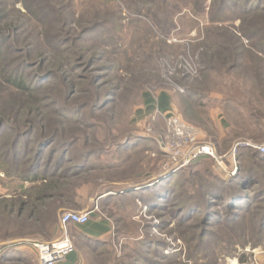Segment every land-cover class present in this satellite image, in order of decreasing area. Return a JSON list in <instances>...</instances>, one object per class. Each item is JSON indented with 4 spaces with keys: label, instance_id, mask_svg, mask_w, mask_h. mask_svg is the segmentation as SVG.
Returning <instances> with one entry per match:
<instances>
[{
    "label": "rangeland",
    "instance_id": "rangeland-1",
    "mask_svg": "<svg viewBox=\"0 0 264 264\" xmlns=\"http://www.w3.org/2000/svg\"><path fill=\"white\" fill-rule=\"evenodd\" d=\"M6 1L10 3L8 19L16 15L12 7L26 11L22 0L17 3L16 0ZM67 2L69 0H64V3ZM72 2L76 20L58 32L57 46L63 55L61 57H68L62 61L64 64L67 62L68 75L81 78L82 85L75 88L67 102L66 94L60 89L61 81L44 91L26 94L5 88L0 91L3 95L0 98V113L12 110L16 117L21 118L23 107L29 101H34L39 107L37 116L27 117H33L36 122V119L40 120L46 133L56 132L64 138L74 133L71 136L79 137L81 142L88 139L94 147L100 149L101 152L93 156L95 162L92 165L96 166V170L80 178L82 185L79 193L96 199L104 191L112 190L109 194H115V198L107 203L104 200L106 196H103L99 201V212L111 218L113 230L105 237L107 243L99 248L89 242H74L79 251L80 264H128L127 261L131 259H135L137 264H160L162 258L158 255L159 250H164L169 255L166 261L168 264H264V243L255 245L258 233L253 221L242 223L235 231L218 230L220 238L217 236L218 239L212 240L211 237L199 250L196 248L198 241L194 239L199 230L177 227L179 224L174 221L169 227H165V220L173 211L168 210L172 202L191 194L198 200L204 198L205 190L200 186L203 177L213 173L227 178L235 175L232 174L234 167L231 158L226 157L224 161L207 158L183 171L181 178H172L173 173L165 176L162 165L168 159V154L161 148L166 132L165 119L158 109L146 113L142 108L147 94L154 99L161 94L169 95L172 103L170 112L196 130L199 142L213 144L219 157L230 152L239 141L264 143V116L259 124L243 111V107L241 112L244 117L239 110H231L226 104L228 101H235L236 104L252 102L259 105L257 84L249 75V64L251 62L253 66L259 63L263 66V62L256 57V60L246 58L247 62H238L239 66L231 71H212L206 77L202 73L204 65L201 62L204 49L211 54L218 53L222 47L220 44L225 43L226 46L233 39L263 60L264 20L253 25V18L255 15H264V9L256 14L242 12L248 0H231L226 9L222 0H159L146 14L132 13L128 9L127 0ZM262 2L264 5V0ZM222 9L224 14L221 16L219 13ZM95 23H99L98 28L105 34V40L101 43L80 41L77 38L80 28L96 25ZM19 26V34L6 44L4 63L18 62L23 56H27L29 61L37 63L33 70L37 73L55 69L50 63L57 56L53 54L54 50L38 56V51L45 44V37H36L32 21L22 20ZM240 28H244L247 33L260 32L249 39L245 36V31L240 32ZM53 31H49L50 34L53 35ZM213 33H221L229 38L233 34L235 38L233 36L227 42L212 44L208 35ZM107 44L110 46L106 47ZM20 49L25 51L21 52ZM94 57H98V61L89 70L86 62ZM112 57L114 60L108 59ZM216 65L219 66V63ZM90 77L95 80L90 82ZM88 85L91 89L89 96L96 90L114 87L119 89L110 96L112 102L104 104V110L93 111L87 108L72 119L60 114L62 106H75L85 101L83 98L86 96L79 98L84 95L82 89ZM193 86L202 97H196L198 104L190 106L188 87ZM260 108L264 112V106L260 105ZM128 135H143L154 143L141 144V147L147 145L151 148L145 149L143 153L133 154L121 169L103 170L108 164L120 163L122 157H119V152L113 146L118 141H124ZM136 148L131 142V150ZM2 161L0 155V164ZM171 179L180 181L174 185L173 182L170 183ZM19 185L20 180H10L0 166V195L12 192ZM156 192L165 199L155 200L153 197L157 195ZM172 193L175 194L173 197ZM152 201H158L157 207L149 205ZM68 210L70 208L66 207L64 212ZM21 227V223L0 222V237L2 233L7 239L8 231L10 236H14ZM147 236L153 241L166 242L168 247L164 244L154 246L148 241L142 243ZM27 239L50 241L55 237ZM21 240L16 236L0 244ZM25 249L29 251V263L38 264L36 253L30 248Z\"/></svg>",
    "mask_w": 264,
    "mask_h": 264
},
{
    "label": "trees",
    "instance_id": "trees-1",
    "mask_svg": "<svg viewBox=\"0 0 264 264\" xmlns=\"http://www.w3.org/2000/svg\"><path fill=\"white\" fill-rule=\"evenodd\" d=\"M22 1L26 11L22 12L20 9L12 7L16 15L12 19H8L7 10L10 3L6 0H0V91L10 88L21 94L41 92L61 81L60 89L66 94L65 102H67L73 92H75V88L82 85L80 83L81 78L68 75L67 62L66 64L62 63L68 57L64 55L63 59L61 57L63 55L59 51L60 47L57 46L58 32L76 20L73 0H69L67 3H64V0ZM127 1L129 2V5H127L128 9L132 13L148 14L152 5L159 0ZM222 1L225 3L224 9H226L231 0ZM17 2L19 0H16ZM262 4V0H248L242 8V12L246 14L255 12L254 14H256V12L264 9ZM204 8L205 6L202 7V9ZM224 9L219 13L221 16L224 14ZM253 19V25H257V21L264 20V15H255ZM22 20L32 21V29L36 37H45V44L38 51V56L46 54L48 50L50 52H52L51 50L55 51L53 54L57 56L50 60L55 69L37 73L33 71L37 63L29 61L26 58L27 56H23L18 62L4 63V55L7 53L6 44L13 36L19 34L21 29L19 23ZM95 24L80 28V34L77 38L84 43H101V41L105 40V34L103 35L102 30L98 28L99 25L97 24L99 23ZM49 31H53L54 34H50ZM244 31L245 36L249 39L254 38L260 32L247 33L244 28H240V32ZM210 35L208 36L212 44L221 41L227 42L233 36L235 38L233 34L230 38L221 33ZM103 43L104 45L106 44V42ZM220 45L222 46L220 47L221 51L215 53L216 55L209 53L207 49H204L202 53L203 59L201 62L204 65L202 73L205 77L206 74L209 76L212 71L217 73L222 70L231 71L239 66L238 62L239 64L244 61L247 62L248 59L246 60V58L254 60L258 58L263 62V66H260L259 63L257 65L253 64V66L251 62L249 64V75L257 84L259 105H254L252 102H248V104L237 103L238 105L235 101L226 103L227 108L234 111L239 110L241 112V107H243V111L245 110L246 114H249L254 122L260 124L264 116V112L260 108V105L264 106V59L257 57L259 55L255 52L253 53L252 50L245 49L243 44H237L234 39L226 46L225 43ZM107 46L110 45L107 44ZM20 50L21 52L25 51L24 49ZM108 59L114 60V57ZM96 61H98V57L92 58L86 62V67L88 69L91 68ZM216 63H219V66ZM92 79L95 80L91 78L90 82ZM89 88L90 86L88 85L82 89V94L84 95H80L79 99L86 96L83 98L85 99L84 102L75 106L64 104L65 106L60 108L59 113L68 117V119H72L76 118L87 108L93 111L104 110L106 108L103 107L104 104L112 102V97L110 96L116 94L119 89V87H114V89H104L103 91L96 90L89 96V91H91ZM188 92V102L190 106H195L198 104V99L195 98L202 97V95L198 93L199 91L194 86L188 87ZM2 96L0 94V98ZM23 108L24 113L21 118L16 117L12 110H4L0 113V155L3 159L0 166L5 172V176L9 177L10 180H20V185L12 192L8 191L0 195V222L22 224L19 233L14 235L15 237L10 236V231H8L7 239H5L6 237H3L1 233L0 242L12 239V237L16 238V236L22 238V240L2 247L0 264H11V262L30 264L28 259L29 251L21 249L22 245L29 243L27 238H54L59 226L60 216L65 208L69 207L70 210H77L83 206L87 201V197L79 193L82 185L80 178L85 176V174L90 175L96 170V166L92 165L95 162L93 156L101 152L99 148L94 147L90 143V140L86 139L81 142L79 137L71 136L74 133L66 138L60 137L56 132L46 133L40 124V120L36 119L37 122L34 121V116H37L36 114L39 111V107L34 101H29ZM240 115H243V112ZM27 116H33L34 118ZM131 142L137 147L136 149L131 150ZM143 143L152 144L154 141L143 135H128L124 141L114 143V149H117L120 154L119 157H122L120 163L108 164L103 170L121 169L131 160L133 154L136 152L143 153L145 149L151 148V146L148 147L147 145L144 147L142 145L141 147ZM30 146L33 147L31 148ZM237 160L238 171L235 175H229L225 178L219 174L209 173L206 177H203L200 186L205 190L204 198L198 200L195 195L191 194L172 202L170 204L172 207L169 206L168 210L173 211L168 215V219L165 220L167 222L165 227H169L171 222L174 221L179 224L177 227L185 226L192 230H199L198 234L194 236V239L198 241L196 248L199 250L205 241L211 237L212 240L217 238V236L220 238L218 230L230 229L235 231L242 223L253 221L258 233L255 245L264 243V153L258 149L245 147L238 151ZM192 166L193 164L174 172L172 178H175V176L181 178L184 175L183 171L190 169ZM179 181L180 179H171L170 183L173 182L175 185ZM28 183L30 184L29 186L26 185ZM111 191L106 190L101 194V196H106L104 200L107 203H111L112 201L110 200L115 198V194H109ZM156 193L157 195L153 197L155 200L162 201L165 199L158 192ZM174 195L172 193L171 196L173 197ZM149 205L156 206L158 201H152ZM100 214L105 216L101 211ZM37 225L39 226L37 227ZM147 241L154 246H163L164 244V246L168 247L166 242L153 241L148 236L141 242L146 243ZM80 242H89L99 248L101 245H105L107 240L80 234ZM159 251L158 255L162 258L160 264H168L166 261L169 255H166L164 250ZM127 263L137 264V261L131 259ZM38 264H40L39 261Z\"/></svg>",
    "mask_w": 264,
    "mask_h": 264
},
{
    "label": "built area",
    "instance_id": "built-area-1",
    "mask_svg": "<svg viewBox=\"0 0 264 264\" xmlns=\"http://www.w3.org/2000/svg\"><path fill=\"white\" fill-rule=\"evenodd\" d=\"M166 122V132L161 142V148L168 159L162 165L164 175H169L179 171L189 165L196 163L201 159L212 158L217 161H224L228 157L232 159V174L238 171L237 153L239 148L253 147L264 152V143L254 144L249 141H239L233 149L223 157L217 155L216 148L211 143L199 142L196 137V130L183 122L172 112L168 114L161 113ZM221 163V162H220ZM226 170L225 166H221ZM228 172V171H227ZM98 209V205L95 206ZM93 211L68 210L60 217V223L65 230L64 234L50 241H31L29 245L35 251L40 264H62L75 251V243L68 235L66 229L69 224L84 225L87 224ZM0 246V255H1Z\"/></svg>",
    "mask_w": 264,
    "mask_h": 264
},
{
    "label": "crops",
    "instance_id": "crops-1",
    "mask_svg": "<svg viewBox=\"0 0 264 264\" xmlns=\"http://www.w3.org/2000/svg\"><path fill=\"white\" fill-rule=\"evenodd\" d=\"M145 112L151 113L154 109H158L161 113H170L172 109V103L170 100L169 95L161 94L160 97L153 98L151 95L147 94L146 100L142 107ZM103 196H100L95 199V197L90 196L87 198V201L83 204V206L78 211L89 210L93 211L91 215V219L87 224L84 225H75L69 224L67 226V233L73 239V241L77 244L80 243V234L88 235L93 238H105L113 230V223L111 218L107 216H102L99 212V201ZM98 205V209L95 210V206ZM76 210V209H75ZM65 230L61 226L60 219H59V226L56 231L55 239L61 237L64 234ZM54 240V239H53ZM19 242V241H15ZM9 243H1L0 246L3 247L4 245ZM30 248L32 251V247L29 244H25L21 246V249ZM35 252V251H34ZM81 259L79 257V251L77 248L75 251L68 257V259L62 264H80Z\"/></svg>",
    "mask_w": 264,
    "mask_h": 264
}]
</instances>
